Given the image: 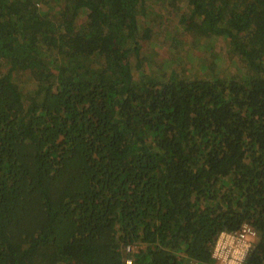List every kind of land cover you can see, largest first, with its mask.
Wrapping results in <instances>:
<instances>
[{
	"label": "trees",
	"instance_id": "1",
	"mask_svg": "<svg viewBox=\"0 0 264 264\" xmlns=\"http://www.w3.org/2000/svg\"><path fill=\"white\" fill-rule=\"evenodd\" d=\"M183 4L246 72L190 73L176 35L143 69L141 0H0V264H216L245 223L264 264V0Z\"/></svg>",
	"mask_w": 264,
	"mask_h": 264
},
{
	"label": "rangeland",
	"instance_id": "2",
	"mask_svg": "<svg viewBox=\"0 0 264 264\" xmlns=\"http://www.w3.org/2000/svg\"><path fill=\"white\" fill-rule=\"evenodd\" d=\"M141 3L137 36L142 45L143 69L152 71L154 67L157 71L159 67L166 69L177 67L176 55L171 57L168 53L161 54L163 50L172 51L171 46L174 42L171 43L170 36L176 35L179 37L178 43L182 40L184 44L181 47L183 56L179 59L190 73L206 77H211L213 74L226 77L246 72V65L238 55L230 52V46L224 37H201L198 41L193 33L190 35L174 33L178 28L181 31L182 14L190 12V7L184 5L183 0H141ZM145 29H149L152 35L150 38L144 36ZM154 46H159V50L154 49ZM165 57L171 61H164ZM133 60L136 61V58Z\"/></svg>",
	"mask_w": 264,
	"mask_h": 264
},
{
	"label": "built area",
	"instance_id": "3",
	"mask_svg": "<svg viewBox=\"0 0 264 264\" xmlns=\"http://www.w3.org/2000/svg\"><path fill=\"white\" fill-rule=\"evenodd\" d=\"M255 238L256 232L248 223L237 231L223 230L216 239L212 256L218 264H242Z\"/></svg>",
	"mask_w": 264,
	"mask_h": 264
}]
</instances>
